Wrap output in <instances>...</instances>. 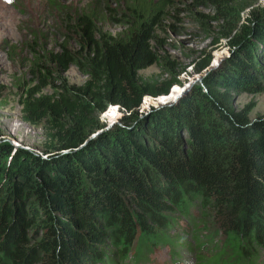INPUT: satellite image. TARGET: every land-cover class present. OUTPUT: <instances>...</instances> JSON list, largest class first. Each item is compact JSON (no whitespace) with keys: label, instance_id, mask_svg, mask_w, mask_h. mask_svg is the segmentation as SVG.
Wrapping results in <instances>:
<instances>
[{"label":"trees","instance_id":"1","mask_svg":"<svg viewBox=\"0 0 264 264\" xmlns=\"http://www.w3.org/2000/svg\"><path fill=\"white\" fill-rule=\"evenodd\" d=\"M43 1L57 12L58 34L30 45L19 103L21 119L43 127L44 152L57 151L0 163V264H143L159 243L178 247L165 213L196 224L198 210L195 227L217 225L223 240L197 264H252L264 247V114L250 119L253 104L237 107L233 93L264 88V5L242 15L241 0ZM200 2L211 16L195 10ZM177 4L200 25L218 21L211 44L222 37L231 54L205 75V88L139 118L142 96L171 99L178 79H141L138 70L162 59L170 73L185 71L156 46L164 22L180 18ZM103 11L120 26L114 33L102 30ZM198 57L189 72L208 65L210 50ZM70 65L86 76L78 85L62 76ZM108 104L123 124L89 137Z\"/></svg>","mask_w":264,"mask_h":264},{"label":"rangeland","instance_id":"2","mask_svg":"<svg viewBox=\"0 0 264 264\" xmlns=\"http://www.w3.org/2000/svg\"><path fill=\"white\" fill-rule=\"evenodd\" d=\"M60 1L74 7L85 0ZM240 2L247 4L240 11L242 15L248 8H255L257 4H260L258 0H241ZM110 5H114L113 2ZM177 7L179 9L171 12L177 13L180 18H168L164 22L163 29H159L156 32V46L158 47V54L163 59L167 58L180 66H185V71H181L180 67L174 66L171 68L173 72L170 73V64L163 65L162 59H160V63H151L138 70L141 79L157 78V80H160L169 78L170 75H174L178 79V82L173 83L176 85L173 86L172 84L169 87V91L170 89L171 91L173 89L177 90L176 95H173L171 99H163L164 96L157 97L158 95H143L140 105L136 109L139 118L148 116L152 111L159 110L164 105L168 106L177 103L196 86L205 88V82L203 81L205 75L213 69L219 68L231 54L229 47L224 44V38L220 37L219 44L216 46L211 44L212 39L217 35L215 25L218 21L207 20L206 25H200L187 19L186 11L182 9L183 5L177 4ZM194 8L207 16H211L213 13L211 6L202 2L196 4ZM56 14V10L43 0H0V163L2 164H8L14 153L20 151V158H24V154L28 155L29 153L45 157L46 154H52L57 151L50 149L44 152L47 140H45L46 135L43 127L24 122L21 119L19 103L22 85L30 77L27 74V68L30 63L28 49L31 44H34V40L40 39L42 33L48 34V39H52L55 34H58L55 29L58 25L53 20ZM101 14L103 20L101 22L102 30L114 33L119 29L120 26L111 17L112 14H108L106 11ZM170 24L175 25L176 29L172 28ZM201 49L210 50L211 59L208 65L199 72H189L191 71L189 65L191 63L195 65L196 62L200 61L198 54ZM257 60V66L263 65V60ZM177 71L178 73L176 74ZM62 76L67 84L74 85L80 84L86 78L85 74L73 65H70L62 73ZM258 79L259 83L264 85L263 79L261 77ZM57 82L58 80L53 81V83ZM48 87L44 89L47 92L51 89L50 85ZM233 99L237 107L245 103L253 104L248 113L249 118L252 120L264 114V88L262 91L255 93L250 91L233 93ZM121 115L122 113L118 107L115 109L111 107V104H108L97 116L98 120L103 124L102 127L94 131L96 133L91 137L100 132L111 131L116 126H121L123 124L120 122ZM134 124L135 122H131L127 128H131ZM85 141L78 147L82 146ZM2 149L6 151L5 156L1 154L5 152ZM63 153L62 150L58 152V154ZM3 160L6 162L3 163ZM2 186L4 185L1 182L0 190ZM165 214H167L165 221L168 223L166 233L178 237L173 242L178 247L173 248L174 246L169 243H159L148 254V261L143 264H197L199 255L209 256V253L213 252L211 250L213 246H220L223 234L217 225L208 226L200 223L198 227H195L200 222L198 220L203 218L201 210L194 212L196 215L194 222L196 224H193L192 221H187L183 216L177 220H172L174 213ZM208 230H212V232L208 233ZM193 232H196L199 236L198 240L193 237ZM189 245H192L193 248L190 249ZM256 255L252 264H264V247H258ZM220 261L225 263L224 258L219 259L217 262ZM243 262L247 263L246 260Z\"/></svg>","mask_w":264,"mask_h":264},{"label":"water","instance_id":"3","mask_svg":"<svg viewBox=\"0 0 264 264\" xmlns=\"http://www.w3.org/2000/svg\"><path fill=\"white\" fill-rule=\"evenodd\" d=\"M168 93H166V94H160V95H167ZM176 95V94H175ZM174 95V96H175ZM96 132H93V133H91V135H90V137L92 136V135H94ZM67 150H62V152H66Z\"/></svg>","mask_w":264,"mask_h":264},{"label":"built area","instance_id":"4","mask_svg":"<svg viewBox=\"0 0 264 264\" xmlns=\"http://www.w3.org/2000/svg\"><path fill=\"white\" fill-rule=\"evenodd\" d=\"M258 2L262 5H264V0H258Z\"/></svg>","mask_w":264,"mask_h":264},{"label":"clouds","instance_id":"5","mask_svg":"<svg viewBox=\"0 0 264 264\" xmlns=\"http://www.w3.org/2000/svg\"><path fill=\"white\" fill-rule=\"evenodd\" d=\"M111 107H113V108H117V105L116 104H111Z\"/></svg>","mask_w":264,"mask_h":264}]
</instances>
